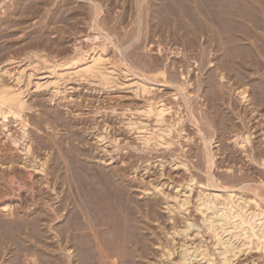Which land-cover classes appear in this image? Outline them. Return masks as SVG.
Segmentation results:
<instances>
[{"label": "rangeland", "instance_id": "1", "mask_svg": "<svg viewBox=\"0 0 264 264\" xmlns=\"http://www.w3.org/2000/svg\"><path fill=\"white\" fill-rule=\"evenodd\" d=\"M0 1H1L0 2V45H1L0 56H1V58L3 57L2 58L3 60L0 58L1 62L3 61V63H0L1 71L6 69L8 66H9L8 68H13V67H18L20 64L25 65V64H27L26 60H28L26 58L21 63H16V62L15 63H11V62L8 63L7 62L8 60L5 56L6 53H4V52H8L10 50L14 51L18 48L17 49L18 52H17V50L15 51V52H17V54L14 53L17 55V56L15 55L17 58L15 61H18V59L21 60L23 58L22 55L26 54L24 52L26 50V47H25V44H26V46L30 45L29 47L31 49L33 46H34L33 47L34 49H38V48H40V46L42 49L44 46L45 47L47 46L46 48L44 47V49H46V50H44V52H46L48 54H58L60 57L62 55L65 56L67 54L66 56H68V55H70L69 53H72L71 50L73 48L72 43H73L74 36L76 37L77 35L78 36L80 35L79 37L81 38V36L83 37L84 35H87L90 32L88 25H90V22H92V21H91V17L89 15H92V12H93L92 11L93 8H91V9L89 8L93 5V4H91L90 0H39V1L35 0L36 2H38V4H37L38 6L33 5L36 3V2L34 3V0H0ZM103 1L104 0H101V1L98 0V2H100L102 6L106 4L107 8H106V6L103 7V12L101 14V16H103V17L100 18L104 22H101V21H99V22L104 23L102 27H105V29H108V30L110 29L109 31H112L111 33L116 38V39L115 38L114 39L118 42L120 41L118 43L119 45L121 44V46H123V47L126 45L129 46L128 45L129 42L132 41L131 42L132 45H130V47L125 50L127 52H125V51L124 52H125L126 56L128 55L127 57H129V58H127V57L126 58L129 60L130 63L135 64V65L137 64L140 67L139 68L136 65L137 71L139 73L140 72L142 73V71H143L145 74L147 73L146 75H148L150 77H157L156 79L158 80L163 75L162 74V72H163L162 66L164 65V63L162 64V61H164V62L166 61L165 65L169 67L167 70V73H168V76L171 74L170 77L172 79L170 77L169 78L167 77V73L165 71L167 68L165 67L166 68L164 70L165 75L162 76L163 82H164V80H168V81L175 83L180 78H181L180 80H183L184 78L181 77V75H182L181 71L182 72L184 71L183 75L186 74L185 76L189 77V78H187L188 82L187 83L185 82L187 84V86H189V87H187L189 89L188 90L185 89L183 91V93L181 94V92L179 93V91L178 92L176 91V90H178V89H176L177 88L176 86L180 80L178 81V83H175L176 86L171 85V84L165 85L163 82H160V81H162V78H161V80L159 79V82L157 81L155 83L158 85H155V87H156V88L154 87L155 91L153 90V93L151 95H149L148 97H147L148 94L143 95V96L138 95L139 96L138 97V96H135L134 89L132 90L131 88H127L126 86H125V88L119 87L117 89L112 88V90H111V89H106V87H102L98 83H90V82L83 80V79H78V80L72 79V80H68L66 82V85L68 87L67 91L54 96L53 89L51 87L45 86V87L37 88L34 83H31L29 88L26 89L27 90L26 98H28L27 100L29 103H32V105H37V106L33 107V109L29 111V113H28L29 115L27 116V117H29V120L31 121L30 122L31 123V127H30L31 128L30 129L31 135H30V138L27 139V141H29L28 143H31V145H32V151L30 154L26 155L24 153V151L20 149V147L23 148V145H21V144H23L22 140L19 141V143L21 142V144H19V145L14 144L12 147L13 143L11 142L12 139H11L10 135H13L14 137L20 136V132H21V129H20L21 126L19 125L20 123L18 121L14 122L13 121L14 119H11L10 122L5 120L6 122H8L7 126L2 127L3 121H2V119H0V193H1L0 194V206H1L0 207V216L4 217L6 219H9V214H11V211L13 210L14 212L12 211L13 212L11 214L12 216L11 215L10 216L13 217V214H14L17 219L20 216H22L23 218L20 217L19 221L25 222L26 218H28V217L30 219L33 218L32 220H34L35 217H42L43 216L42 218H44L46 215H47L46 217H50L51 215L56 216L57 214L61 215V214L65 213L67 211V209L70 208V205H71V207L73 206L72 205L73 204L72 196L74 195L73 192L75 191V189H77V185H75L77 183H76L75 179L73 178V176H70L69 174L65 175V173L68 172V170H66L65 168L66 167L71 168L70 166H72V165H75L76 168H78L77 166H79V167L84 166L85 168L87 167L86 169H91V172L93 170V173H95V174L97 172L96 171L97 169L98 170L99 169L107 170V171L112 172L113 175L115 176L113 178L116 181L115 183L122 186V188L125 191L127 190L126 193H127L128 203H130V200H131L132 202H134L137 205L136 207L132 206L135 209V210L134 209H132V210H133V212L139 211L138 214L140 213L139 214V216H141L140 219L146 221L145 225L147 227L141 231L142 232L141 235L144 236L145 241L146 242L148 241V242L147 243L145 242L141 245H144V246L149 245V246H146V248L149 250L150 254L152 253L151 256L149 254V256H150L149 259L151 260L150 263H146V261L149 260L148 257L143 259L144 260L143 262L145 264H154L156 261L157 262L155 264H175L176 260L179 258V255H180V251H181L180 245L184 242L186 243V245L190 244L191 246L194 244H197V245L204 244V245L208 246L211 251H213L214 246H213V237H211V235H210L211 232L206 231L204 224H202V222L200 220V212L196 211V209H195V205H196L195 202L197 201L196 199L198 198L197 195H198V193H200L199 192L200 189L198 186L200 184H204V182H205V184L208 183V181H207L208 180V175H207L208 172L206 173L207 170H205V168H207L205 166H207V162H206L207 150L206 149L208 148V145H209V149L211 147V152L212 153L215 152L214 153L215 154V158H214L215 162L213 163L214 164L212 166L213 168H211V170H210L211 174H213V177L215 176V174H216L215 177H217V178L212 177L213 183L216 180V182L214 184H216L218 182V184H220V185L225 184L228 186L231 183L230 181L232 179L237 180L238 179L237 176L242 175V177H243V174H244L245 176L247 175L246 178H248V179H246V178H244L245 176L243 177L245 179V181H244L245 183L242 181L243 179L242 178L240 179V177H239V180L243 182V185L253 186L255 183L260 184V186H258L259 189L261 188L260 191H262V190L264 191V180H263L264 179V163L262 161V160H264V155L262 156V154H261L263 152V149H264V142H263L264 140L262 138V135L264 137V134H263L264 133V121L262 120V119H264V112H263L264 110H262L261 112L257 111V113H256V110H252L253 111L252 112L250 109H252L254 106L251 105L252 108L249 107L250 105H248V107H246L247 105L244 102H241V100L239 98L240 97L239 93L236 90L239 88V86H238V84L234 83V79L232 80V79H230L231 77L227 76V79H224V81L220 80V73L222 71H224V73H225L226 69L230 71L231 68L230 69L228 68V66L231 65L230 64V62H231L230 58L235 57L236 59L233 58V59H235V61L244 62V63H247L249 65V71H250V73H252V74H250L252 76H250L251 79L249 81L250 82L252 81V82H251V84H250V82H248L246 84L247 85L250 84L251 86L255 87V89H257V90H258V88L260 89V87L264 86V0H154L153 2H151L152 4L149 2L150 0H146V1L142 0V4L140 6H138L137 0H114V1L113 0H105L104 4H103ZM113 3H115L114 4L115 7H114V5H112ZM153 3H156V4H154V6H155L154 10L157 11L158 13H156L155 11L152 12L153 11L152 7H154V6H152ZM63 5H65L66 7H72L73 9L67 8L68 10L66 12L62 11L65 9V8H62ZM156 5H157V7H156ZM34 6L37 8V10H35L36 8ZM108 6L110 8L112 6L114 8V10H111L112 8L111 9L109 8L110 9V11H109ZM141 7H143V8H141ZM56 8H58V9H56ZM59 8H61V9H59ZM151 8H152V11L150 12L149 9H151ZM104 9L106 10V13H105ZM140 9H142V10H140ZM174 9H176L177 12H175ZM57 10H59V13L61 11L64 12L65 14L67 13V15L61 16L64 13L62 14V12H61V14L59 15ZM69 10H70V14H68ZM88 10H91L92 12L89 11L90 12V14H89ZM169 10H171L172 12L174 11L175 13H179V11H180V13H179L180 15L181 14L183 15L186 13H188L186 15H190L189 12L191 11L192 13H191L190 17H195V15H197V17H195V18L197 20H200V22L204 25L203 26V30L205 29L204 32L209 30L208 31L209 34L206 33L207 34L206 35L203 32V30H201L202 32L199 31V34H198L199 35L198 41H196L197 44L196 43H195L196 45L195 44L193 45L192 43L189 44L186 41V39H184V36H185L184 34H185V31H188V30L191 31L190 35L194 36L196 34L194 32L195 27L192 26L193 19H195V18H190L189 16H188V18H186L187 16L184 17L186 22L189 23V26L187 25L188 24L187 23L186 24L187 26H185L184 29L182 27H180L181 28V31H180L177 28L176 29L177 32H176V31H174L175 27L172 26V25H175L174 22H176V21L172 20L168 23V22L163 20V19H165V20L169 21V19H167V18L171 17L173 19V17L175 16V14L173 13L174 14L173 15L172 12ZM160 11H162V13ZM72 12L73 13L75 12L74 16H73ZM78 12H81L80 16H79ZM83 12H85V13H83ZM170 12H171V14H170ZM55 13H57V14H55ZM149 13H150V15H149ZM165 13L168 15H166ZM139 14H140V16H139ZM161 14H163L164 18L161 17L162 16ZM68 15H69V17H68ZM83 15H85L86 17L88 16L87 17L88 19ZM153 16L154 17L156 16V17L152 21L151 17H153ZM65 17L66 18L68 17L66 19L67 24L65 23V21H63V20H65ZM111 17H112V19L109 20ZM75 18H79V21H76L79 23H76L75 20H73ZM80 18L82 21L80 20ZM107 18H108V20H107ZM116 18L119 19V21L121 20L122 24L118 23ZM141 18L143 19V23H142V21H140ZM122 19H124V20H122ZM135 20H137V21H135ZM73 21H74V23H73ZM171 22H173V24ZM71 23H73V24H71ZM115 24H117V25L115 26ZM68 25H71V26H68ZM72 25H74V27ZM113 25L115 26L114 28L112 27ZM136 25L139 26V28ZM64 26L66 27L65 30H63L65 28ZM110 26H111V28H109ZM44 27H45V30H44ZM169 27H173V28L171 29ZM190 27H191V29H190ZM71 28H72V30H71ZM76 28L79 29L76 31L78 34H76V32L74 31V30H76ZM207 28H209V29H207ZM193 29H194V31H193ZM47 30H49V31L47 32ZM51 30H53L54 32L52 31V33L50 34ZM170 30H172V31L169 33ZM183 30H185V31H183ZM234 30H236V31H234ZM43 31H45V32H43ZM217 31H218V34H217ZM46 32L48 35L45 34ZM232 32H234L233 33L235 35L234 37L232 36ZM250 32H251V34H250ZM91 33H92V31H91ZM127 33H128V35H127ZM151 33H152V35H150ZM172 33H174V34L176 33L175 38H174V35ZM123 34H125V35H123ZM170 34L173 35V38L171 40H170V38L172 35L169 36ZM179 35L180 36L182 35L183 37H178ZM203 35H205L207 37H203ZM213 35H215V36H213ZM236 35H237V38H236ZM254 35H256V36H254ZM123 36L126 38L128 36H130V37H128L129 41L128 40L126 41V39H123L124 38ZM135 36L137 37V39ZM230 36L233 37V40H231ZM42 37H43V39H42ZM49 37H51L52 39ZM215 37H216V39L218 38V40H219L218 42L216 40V42L218 43V45L216 43L217 49L215 48V46H213V45H215V40H214ZM2 38H3V40H2ZM6 38H7V40H6ZM37 38H40L41 42L38 41ZM150 38L155 39V41L150 39ZM180 38H182V39H180ZM185 38H187V37H185ZM203 38L205 39L204 41H203ZM206 38H208V39H206ZM212 38H213V41H212ZM9 39H11L10 40L11 43H10ZM118 39H121V40H118ZM150 40H152L153 43L149 44L150 42H152ZM182 40H184L185 42ZM35 41H37V42H35ZM121 41H123V43ZM200 41H202V42H200ZM38 42H40L41 44H38ZM48 42H49V44H48ZM83 42H84L82 45L83 48L90 49L89 47H91L92 41L89 42L88 40H86V41L84 40ZM97 42H99V41L97 40ZM159 42H161V43H159ZM203 42H205V43H203ZM209 42H210V44H209ZM44 43H46V44L44 45ZM133 43L135 46L133 45ZM201 43L204 44L205 46L202 47L203 45H200ZM10 44H11V46H10ZM23 45H24V47H23ZM58 45L59 46L62 45V46H60L61 48L58 47V48H60V50H58V49L56 50V47ZM136 45H137V47H136ZM158 45H161L163 47L162 50H164V51H162V53L160 50H158V47H157ZM21 46H22V48H21ZM51 46H52V48H51ZM166 46H168V48H171V49L166 48ZM183 46H185L184 49H182ZM193 46H196V47L192 48ZM19 47L22 49V52H24V53L20 52L21 49H19ZM54 47H55V49H54ZM63 47H65V49H64L65 51H66V49L67 50L70 49V52H68V51L64 52L63 50H61V49H63ZM188 47H189V49H188ZM197 47H198V50L195 49ZM27 48H28V46H27ZM30 48H28V49H30ZM109 49L110 50H108V52H109L110 56L113 57V55L116 53V51L113 50L114 49L113 47H111V48L109 47ZM134 51L136 52L135 54H134ZM198 51L199 52L201 51V52L198 54ZM207 51H208V53H207ZM62 52H63V54H61ZM132 52H133V55H132ZM2 53L5 56V58L2 55ZM19 53H21V55H19ZM64 53H66V54H64ZM250 54H251V56H250ZM256 54H258L257 56L259 58L256 56ZM199 55H200V58H199ZM19 56L20 57L22 56L21 59L18 58ZM209 57H210V59H209ZM248 57L252 58L253 63H251L252 61L248 60ZM253 57H255L257 59L255 60V58L253 59ZM182 58H183V61H181ZM187 58H188L189 64L188 63L186 64ZM156 59L159 61H156ZM149 60L151 62H155V64L151 63ZM152 60H154V61H152ZM177 60H179V61H177ZM184 60L186 61L185 62L186 66L184 65ZM202 60H203V62H201ZM4 61H5V63H4ZM180 61L182 62V64ZM261 61H263V62H261ZM142 62H145V64ZM147 62L151 63L152 69H154V71H155L156 67L158 68V66H160L159 65L160 62H161V67L158 70L156 69L157 71H155L153 73L152 69H151V71H149L150 69H147L146 67H142V66L147 65ZM172 62H174V63L176 62L175 64L178 67L175 66ZM177 62H179V63H177ZM6 63H8V64H6ZM9 64H11V66ZM219 64H220V66H219ZM153 65H158V66H153ZM172 65L174 66V68L172 67ZM179 65H181V66H179ZM200 65H202V66H200ZM198 66L200 68L201 67L202 68L200 69ZM203 66H204V68H203ZM218 66L220 68H218ZM153 67H155V68H153ZM175 67H177V68H175ZM223 67H225L226 69ZM230 67H232V66H230ZM189 69H190V72H189ZM222 69H224V70H222ZM169 71H171L170 74H169ZM174 71L178 72V75L181 74V75H179L180 78H179V76L178 77L176 76L177 74L175 75V77H174V75H172L173 73H175ZM200 71H202V72H200ZM148 72H150V74H148ZM212 72L215 76L212 74ZM216 72H217V74H215ZM206 75H208L209 77H207ZM216 75H218V76H216ZM4 76H1V77L4 80L6 79L5 81H8L7 78L10 81V78L6 74H4ZM164 76H166L167 78L165 77V79H164ZM211 77L212 78L214 77V78L212 79ZM173 78H175V80ZM198 78L201 80L200 82H202V80L204 79L203 80L204 83L202 82L203 85L200 84V82H198L199 81ZM201 78H203V79H201ZM205 78H206V80H205ZM208 78H210V79H208ZM261 79H262V81H261ZM211 80H213L214 82H209ZM34 81H35V79H34ZM183 81H185V80H183ZM190 81L192 82V84ZM215 81H217L218 84ZM180 82H182V81H180ZM189 82H190V85L188 84ZM161 83H162V85H161ZM208 83H211V84H208ZM213 83L216 87L213 85ZM222 83H225V84H222ZM204 85L205 86L207 85L208 90H207V88L205 89V87H203ZM250 85H248V86H250ZM173 86H175V87H173ZM233 86H234V88H233ZM242 86H244V85H241V88H243ZM200 87H202V89H200ZM236 87H238V88H236ZM219 88H222V90L219 91L222 94L221 93L220 94L219 93L214 94ZM213 89H216L215 92ZM210 90L214 93H212ZM187 91H188V93H187ZM174 92H177L180 94V95H178L179 97L177 96L178 99L171 96ZM185 92H186V94H185ZM203 92L205 94H203ZM158 94H159L160 98H163L164 101H166V103H169L170 105L169 104L168 105L171 106V111L166 114V120L168 118V121L163 122V123L156 122L154 116L148 117L146 115L141 114L139 111H136V106H138L140 103L141 104L145 103L147 100L152 98V96H153L152 101H156L159 98ZM208 94H211L213 96V98L210 97L211 95L209 97H207ZM222 95L225 96L224 99H222L224 97V96L222 97ZM145 96H146V98H145ZM154 96H155V98H154ZM187 96H189V98L191 97L190 103H194V101H197V102L199 101L198 103L195 102L197 105L194 103V105H196L197 107H195L193 104H191L194 106V107L191 106V107H193L191 109L192 111L189 108H186L187 106L184 104L185 103L184 100H185V98H187ZM201 96H203V97L201 98ZM204 96L207 97V99ZM217 96H220V99H219L220 101L218 100L219 97L217 99H214ZM180 97H182V98H180ZM189 98H187V99H189ZM210 98L214 99V101H212L213 104H210L211 103ZM137 102H138V104H137ZM180 102H182L181 103L182 106H181ZM215 102H217V103L221 102V103H219V105H221L223 103L222 106L220 107L222 110L220 113L225 112L227 110L225 112L226 116H227V114L228 115L230 114L231 116H227V117L228 118L231 117L233 120H231V118H230V120H228V118H227L228 121H226L224 123L223 120H225V119H223V118H226L225 114L223 113L224 115H222V116H224V117H222L221 115H218L220 113L217 112L218 114L215 113L216 114L215 118L218 117L217 119L220 121V123H218L219 121L213 117L214 112L211 113V111H210V110H212L210 108L214 106ZM207 104L208 105L210 104V105L208 106ZM236 104L239 106H237ZM234 106H237V107L234 108ZM242 106L245 107L246 111L244 110V108ZM129 107L131 109H128ZM194 108H195V110H194ZM247 108H249V109H247ZM38 109H42V110H44L43 112H46V113L49 110L50 111L47 114L45 113L46 115L45 114L43 115L42 114L43 112L39 111ZM193 110L195 111V114L193 113ZM249 110L252 112V114H250ZM241 111L244 112L243 113L244 117L246 115V117H245L246 119L249 118L248 119V122L250 121L249 123L246 122L245 118H243V120L245 119V121H243L242 118H240V117H243V115L241 114L242 113ZM248 111H249V114H247ZM189 112H190V114L192 113L191 115L194 116V118H195V115H197L196 116L197 118L194 119L189 114ZM210 114L212 115L213 118H211L209 116ZM248 115H251L253 118L256 115V118L258 119V121H256L257 120L256 118L253 119L251 117L253 122L255 120L254 123L259 122L260 120H262L263 123H262V121L259 123H256V124L253 123L255 125L254 126L252 124V120L250 119V117ZM187 116H189V117H187ZM219 116H221L220 118L223 119L222 122H221V119H219ZM257 116H260V117H257ZM179 117H181V118H179ZM171 119H172V121H169ZM174 119L177 120V122L179 119H182V122L176 123V125H175L174 124L175 122H173V121H175ZM190 119H192V120H190ZM197 119H198V124H197ZM37 120H41L40 121L41 123H37L38 122ZM234 121L236 123L238 122L237 124H239V126L242 125V127L241 126L240 127L235 126L237 124ZM170 122L173 123V125H174L173 130H175V131H173V133H171L173 135V137L175 138L174 139L172 137L174 143L171 146H165V145H163V146L158 145L157 147L156 146L154 147L153 145L152 146L149 145L148 147L145 146L146 144H143L142 141L137 138L138 134H137L136 125H132V123H136L137 125L139 124L140 126H144V127L146 126V128H148L150 130L155 129L159 126H162L163 128L166 129L167 125L169 126L172 124V123L170 124ZM190 122H192V123L194 122L193 124H195V125H193ZM215 122H216V125L218 127L215 126V124H214ZM230 122L232 124H234V123L235 124L230 126L231 125ZM221 123L223 124V127H224V124H227V125L230 124V125H228V127L230 126L229 130L226 127L221 128L220 127V125L222 126ZM243 123L246 124L245 127H244ZM260 123H262V125H260ZM37 124H40V125H37ZM198 125H200V126H198ZM227 125H225V126H227ZM233 126L236 127V129H234ZM247 126L249 127V129L251 128L250 129L251 132L247 131V130H249ZM261 126L263 129L261 128ZM199 127H201L200 129L202 130V132H199V130H198ZM219 127L222 129V131ZM252 127H254V128H252ZM182 128H183V131H181ZM217 128H219V129L217 130ZM230 129L231 130H237V131H235L236 134H237V132H240V133H238V135L240 134L239 136H241L243 133H244L243 135H247V134L250 135V133H251L250 143L249 142L245 143V146L247 147L246 149H248V150L244 149L245 146L242 147L240 144H238L236 142L237 141L236 139L232 140L233 138H235L232 136H234L236 134H235V132H232ZM238 129H239V131H238ZM204 131L208 135H206L204 133ZM223 131L224 132L227 131V133L226 132L224 133ZM229 131H231V132H229ZM197 132L200 134H198ZM254 132H255V134H254ZM183 134H186V135H183ZM204 134L206 136H208L207 137L208 139L211 137V140H210L211 142L209 141L210 144L208 142H207V144H205V142L203 141L204 138L202 139V136H204ZM259 134H260V136H259ZM102 136H103V138H102ZM184 136H186V137H184ZM187 136L189 137V139H187ZM256 136H257V138L255 139ZM168 137H170V136H168ZM252 137H254L253 140H252ZM261 138L263 141H261L262 143L260 144L259 142H260ZM212 139L215 141L217 140V141L214 142ZM257 139L259 142H257ZM254 140H255V142H254ZM234 141L236 143H234ZM251 142H253V143H251ZM247 143H248V146H247ZM255 143H256V145L258 144L257 147L259 146L261 149L263 148L259 154H255V151L257 153L258 149H255L254 146H252ZM256 145H255V147H256ZM250 146H252V147H250ZM225 147L227 148V150L225 149ZM240 148H241V150L244 149L243 150L244 153H243V151L240 150ZM183 149L186 151H184ZM250 149H253V150H250ZM246 151H247V153H246ZM249 151H252V152H249ZM253 152H254V155H253ZM249 153H251L249 155V157L248 156L246 157V154L248 155ZM5 154H7V155H5ZM183 154H185V155H183ZM234 154H235L236 158H235ZM263 154H264V152H263ZM229 155H230V157H229ZM251 155H252V157H251ZM175 156H177V157H175ZM233 156H234V159H233ZM255 156H257V159L261 156L260 157L261 159L259 158L257 160ZM70 157H71V159H70ZM205 157H206V159H205ZM225 157H226V159H225ZM228 157L229 158L232 157V158L229 159ZM173 158L175 160H173ZM250 158H252L253 164L250 162V161H252V160H250ZM176 160L179 161L177 163L178 165H176V162H177ZM259 160H261V161H259ZM247 161H249V163L253 166L252 168H250L251 165L248 164ZM45 162L47 163L46 164L47 167L43 166V165H45ZM171 162H172V164H171ZM180 162L186 163L188 165V169L185 168L182 164H180ZM258 162H261V163L258 164ZM50 165H51V167H50ZM63 165H66V166L64 167ZM247 165H249V166H247ZM61 166L64 168H61ZM27 167L29 170L27 169ZM41 167H43L44 169L41 170L42 169ZM247 167L249 168V170ZM63 169H65V171ZM27 170L29 172H27ZM62 170L64 171V175H62L63 176V178L61 180L62 183H60L59 179H61V177H62L60 175L61 173L63 174ZM213 170L215 173H213ZM49 171H51V172H49ZM60 171H62V172H60ZM94 171H96V172H94ZM248 172L251 175L247 174ZM252 172H253V174H252ZM10 173H12L13 175L15 174V175L9 176V175H11ZM30 173H32V174H30ZM51 173L52 174L56 173V174H54L55 176H53ZM118 173H119V176L116 175ZM7 174L9 177L7 176ZM226 174H228V175L225 176ZM230 174L233 175L232 178H229L231 176ZM28 175H30V176H28ZM56 175H58V176H56ZM253 175H254V177L252 178L251 176H253ZM68 176H70V179H68L69 178ZM116 176H117V178H116ZM189 176L190 177L192 176L195 179L193 182L195 184L198 183V185H197V187H196V185L193 186V189L190 193V205H189V208L186 209L185 207L183 208L180 205V203L178 202L179 200H176L175 197H176V194H179V197L182 196V198H183L184 191L182 189H187L186 188V187H188L187 184H189V183L191 184V181H189V179H190ZM223 176H225V177L222 178ZM14 177L17 178L14 182L15 184H16V182L18 184L22 180H23L22 182H24V183L22 184V182H20L21 185L18 184L17 186H15V184L12 183L14 181ZM29 177H31V178H29ZM54 177L58 178L57 181H56V178L54 179L55 184H53L54 183L53 182ZM64 177L67 179H64ZM71 177L73 179H71ZM234 177H237V178H234ZM7 178H10V180L13 179L11 181V184H10L9 179L7 180ZM49 178L52 181L51 183H49V181H50ZM206 178H207V180H206ZM226 178L230 179L229 184H226L227 183L225 181ZM221 179L222 180L225 179L224 180L225 183L224 182L222 183ZM253 179L255 181H253ZM256 179H259L261 181L256 180ZM236 180H234V182ZM64 181H65V183H64ZM71 181L73 182V184L74 183L75 184L73 185ZM251 181H252V183H251ZM257 181H259L260 183ZM56 182H57L58 186H56ZM68 182H69L71 187L73 186L72 188H69L70 186H69V184H67ZM193 182H192V185H194ZM234 182H233V184H235L236 186L241 184L239 181L238 182L236 181L237 183H234ZM25 184H26V186H25ZM64 184H65V187H63ZM256 184L254 185L255 187H256ZM19 185H20V187L22 186L23 189H22V187L18 188ZM53 185H55V186H53ZM230 185H232V183ZM66 186H67V188H66ZM14 187H16V188H14ZM12 188L15 190H13ZM60 188L61 189L66 188V190L68 189L67 190L68 193L70 192L69 193L70 200H69L68 193L65 192V189H63L64 190L63 191ZM69 189L72 190V192L69 191ZM59 190L65 192L67 194L64 193V195H65L64 196L62 194L63 192L59 193ZM4 191H5V193H4ZM233 191L234 190H232V192ZM235 191H239V189H235ZM6 192L8 194H6ZM36 192H37V194H36ZM240 192L241 191H239L237 193H240ZM3 194H5V195H3ZM263 194H264V192H263ZM249 195L252 196L253 193L250 192ZM4 196H6V197H4ZM62 196H64V197L62 198ZM65 199H66V201H68V202H66L67 204L60 202V201L65 202ZM69 201H71L72 204H70ZM4 204L5 205H11V207H12L11 210L8 211L9 213L6 212L8 214V216H6L7 215L6 213L4 215L5 211L2 210V207L4 206ZM53 204H55V206ZM61 204L62 205L64 204L65 206L64 205L62 206ZM151 204L154 206L152 207ZM149 205L151 206V207H149L150 209L155 208L154 211L156 212L157 215H155L154 211L152 212L151 210L148 209ZM170 207H174L173 211L170 210L171 209ZM177 208H179V209H177ZM174 210H176V211H174ZM178 210H180L179 212H181V213H179ZM150 211H151V214H150ZM55 212H57V213H55ZM147 212L150 215H146ZM53 213H55V214H53ZM58 215H57V217H58ZM170 215L171 216L173 215V217H175V215H176L177 218L172 219L173 217L171 218ZM155 216H156V219H157V216H159L158 217L159 220L158 219L156 220ZM15 217L13 219H15ZM24 217H26V218H24ZM51 217H53V216H51ZM145 217H147V219ZM29 218H28V220H30ZM56 219H54V222H51V223H49V221L43 220L44 222L41 223L42 226H40V227H41V230L44 231V232L42 231V235H43L42 240H44V241H38V243H40L38 246H37L38 243L33 244V242H35V241L32 242L30 237H28L29 236L28 234H30V233H28V234L27 233H19V234H17V237H13L15 239L13 242L7 241V244L0 245V264H58L59 263L58 261L60 260V258L62 259L64 257V255L62 254L63 251L61 252L58 249L59 246L57 244L59 243L58 242L59 237H58V234L56 233V230H51L49 227L52 223H53L52 228H54L56 225H58L57 224L58 222ZM32 220H30V221H32ZM45 222H46V224H45ZM188 222L193 223L194 226L189 231V233H188L189 235L185 236L184 234H181V232L179 233L178 229L182 230L185 223H188ZM43 223H44V225H43ZM23 226L25 227L24 223H23ZM30 226H32V225H29V227H26V228L28 229V231H30V232L32 231L34 233L33 229L29 230ZM56 227H58V226H56ZM26 228H24V230H26ZM32 232H31V234L33 235ZM143 232H144V234H143ZM174 232H175V234H174ZM21 234H23L26 238L23 235H22L23 236L22 237ZM26 235H28V236H26ZM174 236H176L175 237L176 239H174ZM55 237H58V239ZM19 238H20V241H19ZM146 238H148V240ZM23 239H25V240H23ZM45 239H46V242H45ZM29 240H30V242H29ZM48 241H49V243L51 242L52 244L51 243L49 244ZM31 243L35 246H32ZM51 245H53L54 247ZM120 245L122 246L121 248L119 247ZM120 245L117 244L115 249L113 248L111 250H113L115 253L120 255V251L122 253H123V251L125 252V248H124L125 245L124 244L122 245L121 243H120ZM166 245H168L169 248L171 247L170 248L171 250L172 249L175 250V251L172 250L173 251L172 253H174V252L175 253L172 254L170 258L169 257L166 258V261H165V260H163V256H161V255H164V254H165V256L167 255L166 254L167 250L165 248ZM117 249H118V251H117ZM164 250H166V253ZM105 252H106V256H103V253H102L101 259H104V261L107 264H116L117 262L115 260L118 259V257H117L118 255L117 254L112 255V253H109V251H105ZM259 252L260 253H258L256 251L248 252V253H244V254L242 253L240 256H237L236 260L235 259L232 260L233 262H231V263H221L220 260H217L218 257H215L218 255H215L214 256L215 257V261H214L215 263L214 264H264V252L261 250ZM258 254H260V256ZM154 256H155V258H154ZM29 257H32L33 259L36 258L35 260L37 263H34L32 258H29ZM56 258H58V260H56ZM63 259H66V258L64 257ZM63 259H62V262L63 261L65 262V260H63ZM201 263H202V261L200 259H195L192 262V264H201Z\"/></svg>", "mask_w": 264, "mask_h": 264}, {"label": "bare ground", "instance_id": "2", "mask_svg": "<svg viewBox=\"0 0 264 264\" xmlns=\"http://www.w3.org/2000/svg\"><path fill=\"white\" fill-rule=\"evenodd\" d=\"M37 1H39V0H37ZM101 1V0H100ZM105 1V0H104ZM103 1V4L105 3ZM114 1V0H113ZM138 1V6H140L141 4H142V0H137ZM146 1V0H145ZM144 1V2H145ZM154 0H150L149 2L151 3V2H153ZM1 2V1H0ZM36 1L34 0V3H35ZM90 2H91V4H93L91 7H89L90 9L91 8H93L92 9V11L91 10H88V12L89 11H91L92 12V15H89L90 14V12H89V16L91 17V21L92 22H90V25H88L89 26V30H90V32L87 34V35H84L83 37L81 36V38L78 36H74V39H73V43H72V45H73V48H72V50H71V52L72 53H69L70 55H68V56H66L67 54L66 53H64V54H66L65 56H59L58 54H48V53H46V52H44V50H46V49H44V47L41 49V46H40V48H38V49H34L32 46V49L29 47L30 45H27L28 46V48H30V49H28L27 48V46H26V44H25V47H26V50L24 51L26 54H23L22 56H23V58L21 59V57L19 56L18 58H20L21 60H19L18 59V61H15L17 58H16V54H17V52H18V48L16 49L17 50V52H15L16 50H10V51H8V52H4V53H6V58H7V62L9 63V62H11V63H21L22 61H24L26 58L28 59V60H26L27 61V64H25V65H23V64H20L18 67H13V68H6V69H4V70H2L1 71V69H0V119H2V121H3V123H2V127H6L7 126V123L8 122H10L11 121V119H14L13 121L15 122V121H18L20 124V129H21V132H20V136L18 137V136H16V137H14L13 135H10V137H11V139H12V147H13V145L15 144V145H19V144H21V142L19 143V141L20 140H22V143L23 144H21V145H23V148L22 147H20V149L21 150H23L24 151V153L27 155V154H30L31 153V151H32V145H31V143H28L29 141H27V139L28 138H30V127H31V121L29 120V117H27L29 114V111L30 110H32L33 109V107H36L37 105H32V103H29L28 102V98H26V93H27V90L26 89H28L29 88V86H30V84L31 83H34L35 84V86L37 87V88H41V87H45V86H47V87H51L52 89H53V93H54V96L55 95H58V94H61V93H63V92H65V91H67L68 90V87H67V85H66V82L68 81V80H72V79H75V80H78V79H83V80H86V81H88V82H90V83H98V84H100L102 87H106V89H111L112 90V88H121V87H123V88H125V86L127 87V88H131L132 90L134 89V94H135V96H140V95H147V97L149 96V95H151L152 93H153V90H154V87H155V85H158V84H155L157 81L159 82V79L161 80V78H162V81H160V82H163V75H165V71H166V73H167V70H168V66H166L165 65V62L164 61H162V64L164 63V67L162 66V70H163V72H162V76H161V78H159L158 80L156 79L157 77H150V76H148V75H146L143 71H142V73L140 72H138L137 71V67H136V65L135 64H132V63H130L129 62V60L127 59V58H129V57H127L126 56V54H125V52H127V51H125L127 48H129L130 47V45H132L131 44V42H129V46H121V44L119 45L118 43L120 42H118V41H116L115 39V37L113 36V34L111 33L112 31H109L108 29H105V27H102L103 26V24L104 23H101V22H104V21H102L100 18L101 17H103V16H101V14H102V12H103V7L104 6H106V4L105 5H101V3L100 2H98V0H90ZM107 2V1H106ZM148 2V1H147ZM20 4V3H19ZM38 4V2H36L35 4H33V5H36V6H38L37 5ZM62 4V3H61ZM90 4V3H89ZM111 4V3H110ZM109 4V5H110ZM115 3H113L112 5H114ZM117 4V3H116ZM149 4V3H148ZM152 4V3H151ZM150 4V5H151ZM154 4H156V3H153V5L152 6H154ZM32 5V6H33ZM158 5V4H157ZM157 5H156V7H157ZM29 6V5H28ZM59 6V5H58ZM137 6V5H136ZM19 7V6H18ZM35 7V6H34ZM114 7H115V5H114ZM36 8V7H35ZM62 8H65L64 10H62V11H67L68 9L67 8H71V9H73L72 7H66L65 5H63V7ZM106 8H107V6H106ZM105 8V9H106ZM110 7L108 6V9H109ZM112 8V9H111ZM111 10H114V8L111 6ZM141 8H143V7H141ZM149 8V7H148ZM152 8H153V11H152ZM151 9H149L150 10V12L152 11V12H154L155 10V6L154 7H152ZM204 8V7H203ZM56 9H58V8H56ZM59 9H61V8H59ZM104 9V10H105ZM110 9H109V11H110ZM126 9V8H125ZM35 10H37V8L35 9ZM55 10V9H54ZM53 10V11H54ZM140 10H142V9H140ZM139 10V11H140ZM173 10V9H172ZM175 10V12H177L176 11V9H174ZM58 11V13H59V10H57ZM61 11V12H62ZM76 11V10H75ZM144 11V10H143ZM169 11H171V10H169ZM179 11V10H178ZM61 12L59 13V15L61 14ZM108 12V11H107ZM112 12V11H111ZM156 13H158L157 11H155ZM161 13H162V11H160ZM172 12V11H171ZM171 12H170V14H171ZM174 11L172 12V14L174 13L175 14V16L173 17V19L171 18V17H169V18H167V19H169V21H167V20H165V19H163L164 18V16H163V14H161L162 16L161 17H163L162 19L164 20V21H166V22H170V21H176V22H174L175 23V25H172L173 24V22H171L172 24V26H174L175 27V30L174 31H176V29L178 28V30H180L181 31V28L180 27H182L183 29L185 28V26H189V23L188 22H186V20H185V18L184 17H186V18H188V16L190 17L191 16V11L189 12L190 13V15H186V14H188V13H186V14H179L180 13V11H179V13H175ZM64 12H62V14H63ZM75 13V12H74ZM74 13L72 12V14H73V16H74ZM81 12H78V14H79V16L81 15L80 14ZM83 13H85V12H83ZM105 13H106V10H105ZM104 13V14H105ZM137 13V12H136ZM260 13V12H259ZM55 14H57V13H55ZM54 14V15H55ZM68 14H70V10L68 11ZM86 14V15H87ZM108 14V13H107ZM124 14V13H123ZM141 14V13H140ZM140 14H139V16H140ZM155 14V13H154ZM153 14V15H154ZM166 14V13H165ZM164 14V15H165ZM169 14V15H170ZM173 14V15H174ZM67 15V13L65 14H63V15H61V16H66ZM142 15V14H141ZM149 15H150V13H149ZM152 15V14H151ZM156 15V14H155ZM166 15H168V14H166ZM165 15V16H166ZM195 15V14H194ZM193 15V16H194ZM57 16V15H56ZM60 16V17H61ZM72 16V15H71ZM78 16V17H79ZM83 16H85V15H83ZM112 16V15H111ZM121 16V15H120ZM124 16V15H123ZM122 16V17H123ZM138 16V15H137ZM136 16V17H137ZM138 16V17H139ZM53 17V16H52ZM68 17H69V15H68ZM67 17V18H68ZM76 17V16H75ZM86 17V16H85ZM88 17V16H87ZM86 17V18H87ZM121 17V18H122ZM137 17V18H138ZM156 17V16H155ZM154 16L153 17H151V20L153 21L154 20V18H155ZM195 17H197V15H195ZM195 17H190V18H195ZM66 17H65V20H63V21H65V23L67 22L66 21V19H67ZM71 18V17H70ZM119 18V17H118ZM143 18V17H142ZM141 18V20L140 21H142V23H143V19ZM64 19V18H63ZM77 19V20H76ZM85 19V18H84ZM88 19V18H87ZM112 19V17L109 19V20H111ZM126 19V18H125ZM199 19V18H198ZM69 20V19H68ZM73 20H75V22L76 21H79V18H75V19H73ZM80 20H81V18H80ZM107 20H108V18H107ZM116 20L118 21V23H121V20L119 21V19H117L116 18ZM122 20H124V19H122ZM190 20V19H189ZM203 20V19H202ZM82 21V20H81ZM99 21H101V22H99ZM114 21V20H113ZM116 21V22H117ZM135 21H137V20H135ZM73 23H74V21H73ZM73 23H71V24H73ZM76 23H79V22H76ZM75 23V24H76ZM82 23V22H81ZM140 23V22H139ZM188 23V24H187ZM206 23V22H205ZM204 23V24H205ZM67 24V23H66ZM122 24V23H121ZM187 24V25H186ZM80 25V24H79ZM117 24H115V26H116ZM120 25V24H119ZM141 25V24H140ZM206 25V24H205ZM68 26H71V25H68ZM73 27H74V25H72ZM114 25L112 26L113 28L115 27ZM137 26V25H136ZM170 26V25H169ZM192 26L193 27H195V31H194V29H193V31L196 33L194 36L193 35H190V30H188V31H185V30H183V31H185V36H184V39H186V41L189 43V44H195L196 43V41H198V34H199V31L200 32H202L201 30H203V24L200 22V20H197L196 18L195 19H193V23H192ZM65 27V26H64ZM138 28H139V26H137ZM206 27V26H205ZM79 28V27H78ZM109 28H111V26L109 27ZM112 28V29H113ZM169 28H173V27H169ZM180 28V29H179ZM189 28V27H188ZM187 28V29H188ZM60 29V28H59ZM66 29V27L63 29V30H65ZM111 29V30H112ZM190 29H191V27H190ZM207 29H209V28H207ZM236 29V28H235ZM44 30H45V27H44ZM62 30V29H61ZM71 30H72V28H71ZM77 30H79V29H77L76 28V30H74L75 32L77 31ZM138 30V29H137ZM205 30V29H204ZM204 30H203V32H204ZM213 30V29H212ZM233 30V29H232ZM49 30H47V32H48ZM52 31L53 30H51V32H50V34L52 33ZM70 31V30H69ZM91 31H92V33H91ZM172 30H170L169 31V33L171 32ZM179 31V32H180ZM209 30H207L206 32H204L205 34L206 33H208L209 34V32H208ZM216 31V30H215ZM234 31H236V30H234ZM43 32H45V31H43ZM47 32L45 33V34H47ZM54 32V31H53ZM74 32V33H75ZM79 32V31H78ZM133 32V31H132ZM151 32V31H150ZM155 32V31H154ZM177 32V31H176ZM70 33V32H69ZM68 33V34H69ZM126 33V32H125ZM156 33V32H155ZM183 33V32H182ZM216 33V32H215ZM234 32H232V36L234 37L235 35L233 34ZM76 34H78L77 32H76ZM120 34V33H119ZM173 35H174V38L176 37V33L174 34V33H172ZM172 34H170L169 36H171ZM217 34H218V31H217ZM216 34V35H217ZM236 34V33H235ZM249 34V33H248ZM250 34H251V32H250ZM48 35V34H47ZM123 35H125V34H123ZM127 35H128V33H127ZM150 35H152V33L150 34ZM173 35L171 36V38H170V40L173 38ZM178 35V34H177ZM207 35V34H206ZM154 36V35H153ZM193 36V37H192ZM213 36H215V35H213ZM212 36V37H213ZM254 36H256V35H254ZM3 37V36H2ZM37 37V36H36ZM62 37V36H61ZM124 37V36H123ZM128 37H130V36H128ZM126 38V37H124L123 39H126V41L129 39V38ZM136 37V36H135ZM178 37H183L182 35L180 36H178ZM185 37H187V38H185ZM203 37H207V36H205V35H203ZM211 37V36H210ZM209 37V38H210ZM231 37V36H230ZM233 37H231V40H233ZM41 38V37H40ZM40 38H37L38 39V41H40ZM49 38H51V37H49ZM63 38V37H62ZM115 38V39H114ZM195 38V39H194ZM236 38H237V35H236ZM23 39V38H22ZM42 39H43V37H42ZM52 39V38H51ZM50 39V40H51ZM136 39H137V37H136ZM150 39H152V40H154L155 41V39H153V38H150ZM179 39V38H178ZM180 39H182V38H180ZM206 39H208V38H206ZM252 39V38H251ZM2 40H3V38H2ZM6 40H7V38H6ZM11 39H9V41H10ZM48 40V39H47ZM61 40V39H60ZM86 41V40H88L89 42L90 41H92V44H91V47H89L90 49H85V48H83V41ZM97 40L99 41V42H97ZM118 40H121V39H118ZM152 40H150V41H152ZM205 39L203 38V41H204ZM215 45H213V46H215V48L217 47L216 46V43L219 41L218 40V38L216 39V37H215ZM216 40H217V42H216ZM129 41V40H128ZM149 41V42H150ZM175 41V40H174ZM182 41H184V40H182ZM212 41H213V38H212ZM35 42H37V41H35ZM41 42V41H40ZM40 42H38V44H41ZM53 42V41H52ZM63 42V41H62ZM122 43H123V41H121ZM134 42V41H133ZM176 42V41H175ZM174 42V43H175ZM185 42V41H184ZM200 42H202V41H200ZM211 42V41H210ZM210 42H209V44H210ZM10 43H11V41H10ZM51 43V42H50ZM56 43V42H55ZM151 43H153V41L152 42H150L149 44H151ZM159 43H161V42H159ZM203 43H205V42H203ZM46 43H44V45H45ZM48 44H49V42H48ZM185 44V43H184ZM188 44V45H189ZM197 44V43H196ZM195 44V45H196ZM212 44V43H211ZM5 45V44H4ZM13 45V44H12ZM133 45H134V43H133ZM157 45V44H156ZM200 45H203L202 47H204L205 45L204 44H200ZM217 45H218V43H217ZM10 46H11V44H10ZM37 46V45H36ZM53 46V45H52ZM52 46H51V48H52ZM60 46H62V45H60ZM59 45L56 47V50L58 49V50H60V47ZM135 46V45H134ZM150 46V45H149ZM179 46V45H178ZM211 46V45H210ZM7 47V46H6ZM23 47H24V45H23ZM47 47V46H46ZM45 47V48H46ZM58 47H60V48H58ZM109 47L111 48V47H113L114 49L113 50H115L116 51V53L113 55V57L112 56H110V54H109V52H108V50H110L109 49ZM136 47H137V45H136ZM158 47V50H160L161 51V53H162V51H164V50H162V46L161 45H158L157 46ZM184 47L185 46H183V48L182 49H184ZM194 47H196V46H193L192 48H194ZM0 48H1V45H0ZM21 48H22V46H21ZM20 47H19V49H21ZM37 48V47H36ZM166 48H168V46H166ZM187 48V47H186ZM191 48V49H192ZM207 48V47H206ZM25 49V48H24ZM23 49V50H24ZM54 49H55V47H54ZM65 49V47H63V49H61V50H63L64 52H66V51H68V52H70V49H66V51L64 50ZM168 49H171V48H168ZM188 49H189V47H188ZM195 49H197L198 50V47L197 48H195ZM201 49V48H200ZM208 49V48H207ZM213 49V48H212ZM217 49V48H216ZM215 50V49H214ZM252 50V49H251ZM125 51V52H124ZM159 51V52H160ZM254 51V50H253ZM0 52H1V50H0ZM3 52V51H2ZM21 53H24V52H22V49H21V51H20ZM48 52V51H47ZM61 52V51H60ZM201 52V51H200ZM199 51H198V54L200 53ZM14 53H16V54H14ZM21 53H19V55H21ZM136 52L134 51V54H135ZM204 53V52H203ZM207 53H208V51H207ZM61 54H63V52L61 53ZM112 54V53H111ZM125 54V55H124ZM128 54V53H127ZM202 54V53H201ZM2 55H3V53H2ZM16 55V56H15ZM132 55H133V52H132ZM205 55V54H204ZM203 55V56H204ZM258 54H256V56H257ZM4 56V55H3ZM5 56H4V58H5ZM130 56V55H129ZM206 56V55H205ZM204 56V57H205ZM250 56H251V54H250ZM255 56V55H254ZM127 57V58H126ZM258 57V56H257ZM0 58H1V56H0ZM3 58V57H2ZM1 58V59H2ZM131 58V57H130ZM140 58V57H139ZM168 58V57H167ZM170 58V57H169ZM186 58V57H185ZM199 58H200V55H199ZM203 58V57H202ZM233 58H235V57H233ZM233 58H230L231 59V62H230V66H232V67H230V66H228V68L230 69V71L229 70H227L225 67H223V68H225L226 69V72L224 73V71H222L221 73H220V80H222V81H224V79H227V76H229V77H231L230 79H234V83H236V84H238V86H239V88L238 87H236V88H238V89H236L237 90V92L239 93V98H240V100H241V102H244L247 106L246 107H248V105H250L249 107H251L252 108V106H254L252 109H250L251 111L252 110H256V113H257V111L258 112H261L262 110H264V86H262V87H260V89L258 88V90L257 89H255V87H253V86H251L250 84H251V82L249 81L250 79H251V77L250 76H252V75H250V74H252V73H250V71H249V65L247 64V63H244V62H237V61H235V59H233ZM255 57H253V59H254ZM259 58V57H258ZM171 59V58H170ZM206 59V58H205ZM208 59V58H207ZM209 59H210V57H209ZM242 59V58H241ZM247 59V58H246ZM257 58H255V60H256ZM3 60V59H2ZM6 60V59H5ZM138 60V59H137ZM204 60V59H203ZM203 60L201 61V62H203ZM248 60L249 61H252V58L250 57H248ZM134 61V60H133ZM132 61V62H133ZM142 61V60H141ZM144 61V60H143ZM150 61V60H149ZM152 61H154V60H152ZM156 61H159V60H157L156 59ZM177 61H179V60H177ZM181 61H183V58L181 59ZM180 61V62H181ZM211 61V60H210ZM230 61V60H229ZM228 61V62H229ZM243 61V60H242ZM151 62V61H150ZM147 62V65H145V66H142V67H146L147 69H150L149 71H151V69H152V65H151V63H153V64H155V62ZM169 62V61H168ZM171 62V61H170ZM185 60H184V65H185ZM199 62V61H198ZM209 62V61H208ZM260 62V61H259ZM261 62H263V61H261ZM0 63H3V61L1 62V60H0ZM4 63H5V61H4ZM8 63H6V64H8ZM136 63V62H135ZM138 63V62H137ZM142 63H144L145 64V62H142ZM175 66H177L174 62H172ZM177 63H179V62H177ZM188 63V58H187V62H186V64ZM206 63V62H205ZM218 63V62H217ZM249 63V62H248ZM251 63H253V61L251 62ZM140 64V63H139ZM181 64H182V62H181ZM189 64V63H188ZM204 64V63H203ZM202 64V65H203ZM262 64V63H261ZM10 66H11V64H9ZM160 66H158V65H153V66H158V68L156 67H153V68H155V71H157L160 67H161V62H160V64H159ZM202 65H200V66H202ZM206 65V64H205ZM251 65V64H250ZM13 66V65H12ZM138 66V65H137ZM179 66H181V65H179ZM186 66V65H185ZM189 66V65H188ZM187 66V67H188ZM217 66V65H216ZM219 66H220V64H219ZM218 66V68H220ZM139 67V66H138ZM167 69H166V68ZM172 67L174 68V66L172 65ZM178 67V66H177ZM177 67H175V68H177ZM199 67V66H198ZM140 68V67H139ZM200 68V67H199ZM202 68V67H201ZM200 68V69H201ZM203 68H204V66H203ZM157 69V70H156ZM166 69V70H165ZM172 69V68H171ZM182 69V68H181ZM187 69V68H186ZM185 69V70H186ZM191 69V68H190ZM190 69H189V72H190ZM144 70V69H143ZM153 70V73L155 72L154 71V69H152ZM165 70V71H164ZM170 70V69H169ZM174 70V69H173ZM184 70V69H183ZM203 70V69H202ZM222 70H224V69H222ZM177 71V70H176ZM176 71H174L175 73H173L172 75H174V77H175V75L178 77L179 75H183L184 73V71L182 72L181 71V74H179L178 75V72H176ZM170 72L171 71H169V74H170ZM180 72V71H179ZM186 72V71H185ZM200 72H202V71H200ZM234 72V73H233ZM256 72V71H255ZM152 73V74H153ZM4 74H6L9 78H10V81H9V79L7 78V80L8 81H5L1 76H4ZM148 74H150V72H148ZM157 74V73H156ZM200 74V73H199ZM205 74V73H204ZM212 74H213V72H212ZM215 74H217V72L215 73ZM258 74V73H257ZM154 75V74H153ZM171 75V74H170ZM170 75L168 76V73H167V77L169 78L170 77ZM181 75V77H183L182 79L183 80H185V81H183V80H180L181 78H180V76H179V80L180 81H182V82H180L178 79V81H179V83H178V81L177 82H175V83H178L177 84V86L175 85V83L174 82H171V81H168V80H164V84L166 85V84H171V85H175L177 88L176 89H178V90H176L177 92L179 91V93L181 92V94L183 93V91L185 90V89H189V88H187V87H189V86H187V82H188V79L187 78H189L188 76H185V75H183L182 76ZM203 75V74H202ZM214 75V74H213ZM196 76V75H195ZM207 77H209L208 75H206ZM205 76V77H206ZM215 76V75H214ZM216 76H218V75H216ZM5 77V76H4ZM165 77L166 76H164V79H165ZM166 77V78H167ZM173 77V76H172ZM261 77V76H260ZM2 78V79H1ZM171 78V77H170ZM191 78V77H190ZM212 78V77H211ZM214 78V77H213ZM212 78V79H213ZM253 78V77H252ZM256 78V77H255ZM34 79H35V81H34ZM172 79V78H171ZM174 80H175V78H173ZM192 79V78H191ZM199 79V78H198ZM197 79V80H198ZM201 79H203V78H201ZM208 79H210V78H208ZM170 80V79H169ZM204 80V79H203ZM203 80H202V82H203ZM205 80H206V78H205ZM201 80L199 79V81L198 82H200ZM219 81V80H218ZM261 81H262V79H261ZM186 82V83H185ZM191 82V81H190ZM190 82L188 83L189 85H190ZM202 82H200V84H202ZM209 82H214L213 80H211V81H209ZM217 84H218V82L217 81H215ZM248 82H250V84H248V85H250V86H248L246 83H248ZM204 83V82H203ZM221 83V82H220ZM219 83V84H220ZM227 83V82H226ZM256 83V82H255ZM262 83V82H261ZM191 84H192V82H191ZM208 84H211V83H208ZM222 84H225V83H222ZM161 85H162V83H161ZM199 85V84H198ZM203 85V84H202ZM201 85V86H202ZM213 85H214V83H213ZM221 85V84H220ZM233 85V84H232ZM241 85H244V86H242L243 88H241ZM257 85V84H256ZM175 86H173V87H175ZM215 86V85H214ZM228 86V85H227ZM236 86V85H235ZM191 87V86H190ZM203 87H205V89L207 88V85L205 86H203ZM209 87V86H208ZM216 87V86H215ZM156 88V87H155ZM233 88H234V86H233ZM199 89V88H198ZM200 89H202V87H200ZM199 89V90H200ZM204 89V88H203ZM217 89V88H216ZM216 89H213L214 90V92H215V90ZM158 90V89H157ZM156 90V91H157ZM207 90H208V88H207ZM222 90V88H219L215 93L214 92H212L211 90V92L212 93H214V94H217V93H221V92H219V91H221ZM239 90V91H238ZM155 91V90H154ZM172 91V90H171ZM209 91V92H210ZM226 91V90H225ZM173 92V91H172ZM177 92H174L171 96H173L174 98H177V96L178 95H180L179 93H177ZM196 92V91H195ZM228 92V91H227ZM157 93V92H156ZM187 93H188V91H187ZM211 93V94H212ZM185 94H186V92H185ZM203 94H205L204 92H203ZM211 94H208L207 95V97H209ZM222 94V93H221ZM190 95V94H189ZM138 96V97H139ZM158 96H159V94H158ZM163 96V95H162ZM183 96V95H182ZM191 96V95H190ZM224 95H222V97H223ZM172 97V98H173ZM179 97V96H178ZM186 97V96H185ZM203 96H201V98H202ZM205 97V96H204ZM207 97H205L206 99H207ZM211 98H213V96L211 95L210 96ZM219 97V98H218ZM221 97V98H222ZM145 98H146V96H145ZM150 98V97H149ZM152 98H153V96H152ZM152 98H150L149 100H147L145 103H143V104H139L138 106H136V111H139L141 114H143V115H146V116H148V117H150V116H154L155 117V121L156 122H159V123H163V122H166V121H168V118H167V120H166V114L167 113H169L170 111H171V106H169L170 104L169 103H166V101H164V99L163 98H160V96H159V98L156 100V101H152ZM154 98H155V96H154ZM180 98H182V97H180ZM184 98V97H183ZM187 98H189V96H187ZM187 98H185V105L187 106L186 108H189L190 110L195 106V107H197L196 105V103L195 102H197V101H194V103L196 104V105H194V103H190V98L189 99H187ZM210 98V99H211ZM218 98V100L220 99V96H217V97H215L214 99H217ZM225 98V96L222 98V99H224ZM178 99V98H177ZM214 99H211V103L210 104H213V102L212 101H214ZM146 100V99H145ZM174 100V99H173ZM58 101V100H57ZM193 101V100H192ZM220 101V100H219ZM199 102V101H198ZM197 102V103H198ZM182 102H180V104H181ZM219 103H221V102H215L214 103V106L213 107H209L210 109H212V110H210L211 111V113L212 112H214V118H215V115L216 114H218L217 112H221L222 110H221V106H222V104L221 105H219ZM243 103V104H244ZM137 104H138V102H137ZM169 104V105H168ZM183 104V105H184ZM191 104H193V105H191ZM209 104V105H210ZM216 104V105H215ZM208 105V104H207ZM208 105V106H209ZM237 105V104H236ZM252 105V106H251ZM181 106H182V104H181ZM191 106H193V107H191ZM212 106V105H211ZM237 106H239V105H237ZM237 106H234V108H236ZM243 107V106H242ZM183 108V107H182ZM185 108V109H186ZM233 108V109H234ZM244 108V110H245V107H243ZM128 109H131L130 107L128 108ZM247 109H249V108H247ZM39 111H41V112H43L44 110H42V109H38ZM194 110H195V108H194ZM193 110V113L195 114V111ZM224 110V109H223ZM249 110V111H250ZM46 111V110H45ZM50 111V110H49ZM48 111V112H49ZM192 111V110H191ZM209 111V112H210ZM227 111V110H226ZM225 111V112H226ZM246 111V110H245ZM249 111H248V113L247 114H249ZM250 111V114H252V112ZM47 112V113H48ZM53 112V111H52ZM225 112H222V113H220V114H218V115H224L225 114V116H226V113ZM242 112V111H241ZM264 112V111H263ZM46 112H43L42 114L44 115ZM46 113V114H47ZM188 113V112H187ZM216 113V114H215ZM224 113V114H223ZM243 113L244 112H242L241 114L243 115ZM255 113V112H254ZM45 114V115H46ZM189 114H190V112H189ZM192 114V113H191ZM190 114V115H191ZM238 115V114H237ZM42 116V115H41ZM182 116V115H181ZM186 116V115H185ZM192 116V115H191ZM197 115H195V118H197L196 117ZM211 118H213L212 117V115L210 114L209 115ZM221 116H219V119H221V122H222V120L223 119H225V120H223L224 121V123L226 122V121H228V120H230V118H228L227 116H231L230 114L228 115L227 114V116H226V118H220ZM241 116V115H240ZM249 117H250V119L252 120V116L251 115H248ZM184 117V116H183ZM187 117H189V116H187ZM193 118H194V116H192ZM217 117V116H216ZM222 117H224V116H222ZM245 117H246V115H245ZM244 117V115H243V117H240V118H242V120H243V118H245ZM252 117V118H251ZM257 117H260V116H257ZM178 118V117H177ZM179 118H181V117H179ZM194 118V119H195ZM218 118V117H217ZM217 118H215V119H217ZM227 118H228V120H227ZM254 118H256V115H255V117ZM253 118V119H254ZM183 119V118H182ZM182 119H179L178 120V122H177V120H175V121H173V122H175L174 124L176 125V123H181L182 122ZM246 119V118H245ZM245 119L243 120V121H245ZM249 119V118H248ZM248 119H246V122L247 123H249L248 122ZM257 119V118H256ZM5 120H7L8 122H6ZM184 120V119H183ZM190 120H192V119H190ZM212 120V119H211ZM214 120V119H213ZM218 120V119H217ZM231 120H233L232 118H231ZM260 120V119H259ZM263 121H264V119H262ZM262 120H260L259 122H261ZM38 122L37 123H41L40 121L41 120H37ZM169 121H172V119L171 120H169ZM194 121V120H193ZM216 121V120H215ZM219 121V120H218ZM256 121H258V119L256 120ZM263 121H262V123H263ZM232 122V121H231ZM230 122V123H231ZM235 122V121H234ZM254 122H255V120H254ZM253 122V120H252V124L254 123ZM259 122H256V123H259ZM172 122H170V124H171ZM190 123H192V122H190ZM194 123V122H193ZM192 123V124H193ZM218 123H220V121L218 122ZM217 123V124H218ZM236 123V122H235ZM234 123V124H235ZM238 123V122H237ZM236 123V124H237ZM240 123V122H239ZM256 123H254V124H256ZM262 123H260V125H262ZM168 124V123H167ZM197 124H198V119H197ZM215 124V126H217L216 125V122L214 123ZM222 124V123H221ZM234 124H232L231 123V125L230 124H228V125H230V126H232V125H234ZM253 124V125H254ZM37 125H40V124H37ZM132 125H136V128H137V134H138V136H137V138L139 139V140H141L142 141V143L143 144H146L145 146H149V145H153L154 147L156 146H163V145H165V146H171L173 143H174V141H173V139H172V137H173V135L171 134V133H173V131H175V130H173V127H174V125H173V123L171 124V125H167V127H166V129L165 128H163L162 126H159V127H157V128H155V129H148V128H146V126L144 127V126H140L139 124L137 125L136 123H132ZM165 125V124H164ZM193 125H195V124H193ZM225 125H227V124H224V127H226V128H228V130H229V127H228V125L227 126H225ZM243 125H244V127H245V125L246 124H244L243 123ZM248 125V124H247ZM198 126H200V125H198ZM235 126H239V124H237V125H235ZM241 127H242V125H240ZM239 126V127H240ZM251 126V125H250ZM255 126V125H254ZM259 126V125H258ZM218 127V126H217ZM220 127L222 128L223 127V124H222V126L220 125ZM219 127V128H220ZM223 127V128H224ZM234 127V126H233ZM232 127V128H233ZM248 127V126H247ZM176 128V127H175ZM196 128V127H195ZM201 127H199L198 128V130H199V132H202V130L200 129ZM219 128H217V130L219 129ZM220 128V129H221ZM225 128V129H226ZM238 128V127H237ZM252 128H254V127H252ZM261 128H262V126H261ZM234 129H236V127H234ZM242 129V128H241ZM240 129V130H241ZM248 129H249V127H248ZM251 129V128H250ZM250 129L249 130H247L248 132H251L250 131ZM263 129V128H262ZM197 130V131H198ZM227 130V129H226ZM227 130V131H228ZM231 130V129H230ZM245 130V129H244ZM181 131H183V128H182V130ZM180 131V132H181ZM221 131H222V129H221ZM227 131H225L226 133H227ZM232 132H235V131H237V130H231ZM231 131H229V132H231ZM238 131H239V129H238ZM246 131V132H247ZM253 131V130H252ZM257 131V130H256ZM224 132V131H223ZM224 132V133H225ZM242 132V131H241ZM184 133V132H183ZM198 133V132H197ZM204 133H205V131H204ZM238 133H240V132H237V134H236V132H235V134L236 135H234V136H232V137H235V138H233L232 140H234V139H236L235 141L238 143V144H240L242 147H244L245 146V143L246 142H249L250 143V135H251V133H250V135H241V136H239L238 135ZM198 134H200V133H198ZM206 134V133H205ZM204 134V136H202V139L204 138V142H205V144H207V142L209 143V141L211 140V137L208 139L207 137L208 136H206V135H208V134H206L205 135ZM231 134V133H230ZM254 134H255V132H254ZM253 134V135H254ZM257 134V133H256ZM264 134V133H263ZM183 135H186V134H183ZM252 135V136H253ZM168 136H170V137H168ZM258 136V135H257ZM257 136L255 137V139L257 138ZM259 136H260V134H259ZM184 137H186V136H184ZM102 138H103V136H102ZM174 138V137H173ZM253 138L254 137H252V140H253ZM259 138V137H258ZM262 138H263V140H264V137H263V135H262ZM262 138H261V140H260V142L258 141V139H257V142H259L260 144L262 143L261 141H263L262 140ZM175 139V138H174ZM187 139H189V137L187 136ZM213 140V139H212ZM27 141V142H26ZM214 142H216L215 140H213ZM234 141V143H236ZM211 142V141H210ZM213 142V143H214ZM254 142H255V140H254ZM264 142V141H263ZM251 143H253V142H251ZM210 144V143H209ZM237 144V145H238ZM252 145V144H251ZM255 145H256V143L254 144V145H252V146H254V148L255 149H258V152L256 153V151H255V154H259L261 151H262V149L259 147H257V145H256V147H255ZM247 146H248V143H247ZM252 146H250V147H252ZM261 146V145H260ZM205 147V146H204ZM240 147V146H239ZM241 147V148H242ZM206 148V147H205ZM241 148H240V150H241ZM247 147L245 146V150H248V149H246ZM225 149L227 150V148L225 147ZM243 149V150H244ZM184 150V149H183ZM207 150V159H206V157H205V159H206V162H207V166H205V167H207V168H205V170H207L206 171V173L208 172V180H207V178H206V180L208 181V183L207 184H205V182H204V184H200L198 187H199V189H200V193H198V198L196 199L197 201L195 202L196 203V205H195V209H196V211H198V212H200V220H201V222H202V224H204V227H205V229H206V231H210L211 232V237H213V246H214V249H213V251H211L210 249H209V247L208 246H206V245H204V244H200V245H197V244H194V245H186V243L184 242V243H182L181 245H180V247H181V251H180V255H179V258L176 260V263L175 264H192V262L195 260V259H200L201 261H202V263L201 264H214L215 262V257H218L217 258V260H220V262L221 263H231V262H233L232 260H236L237 259V256H240L242 253L244 254V253H248V252H254V251H256V252H258V253H260L259 251L261 250V251H263L264 252V194H263V190L262 191H260L261 190V188L259 189V187L258 186H260V184H256V187L253 185V186H247V185H243V182L245 181V179L244 178H246V176L243 174V177H242V175L241 176H237L238 177V179L236 180V179H234V180H236L237 182L239 181L241 184L240 185H238V186H236L235 184H233V182H234V180L232 181H230V179L229 178H232V176L233 175H229L228 177L229 178H226V180L225 179H221L222 180V183L224 182V180L227 182L226 184H229L230 182L232 183V185H220V184H218V182L216 183V184H214L215 182H216V180H215V182L213 183V181H212V177H213V174H211V172H210V170H211V168H213L212 166L214 165L213 163L215 162L214 161V158H215V152L214 153H212L211 152V147H210V149H209V145H208V148L206 149ZM243 150H241V151H243ZM250 150H253V149H250ZM22 151V152H23ZM184 151H186V150H184ZM249 152H252V151H249ZM263 152H264V149H263ZM263 152L261 153L262 154V156L264 155L263 154ZM5 153V152H4ZM66 153V152H65ZM184 153V152H183ZM186 153V152H185ZM243 153H244V151H243ZM246 153H247V151H246ZM3 154V153H2ZM62 154V153H61ZM251 153H249L248 155L246 154V157L248 156L249 157V155H250ZM260 154V155H261ZM5 155H7V154H5ZM171 155V154H170ZM175 155V154H174ZM183 155H185V154H183ZM231 155V154H230ZM230 155H229V157H230ZM253 155H254V152H253ZM64 156V155H63ZM234 156H235V154H234ZM234 156H233V159H234ZM258 156V155H257ZM257 156H255L256 157V159H257ZM27 157V156H26ZM175 157H177V156H175ZM227 157V156H226ZM226 157H225V159H226ZM228 157V158H229ZM251 157H252V155H251ZM261 157V156H260ZM259 157V158H260ZM73 158V157H72ZM232 158V157H231ZM231 158H229V159H231ZM235 158H236V156H235ZM258 158V159H259ZM70 159H71V157H70ZM74 159V158H73ZM179 159V158H178ZM254 159V158H253ZM257 159V160H258ZM261 159V158H260ZM173 160H175L174 158H173ZM249 160V159H248ZM250 160H252V158H250ZM63 161V160H62ZM177 161V160H176ZM182 161V160H181ZM259 161H261V160H259ZM263 161V163H264V160H262ZM47 162V161H46ZM45 162V165H43L44 167H47L46 166V163ZM179 161H177L176 162V165H178L177 163H178ZM248 162V164H250L249 163V161H247ZM251 163L253 162V160L252 161H250ZM71 163V162H70ZM261 162H258V164H260ZM44 164V163H43ZM171 164H172V162H171ZM180 164H182L185 168H187L188 169V165L186 164V163H181L180 162ZM253 164V163H252ZM26 165V164H25ZM67 165V164H66ZM66 165H63L64 167L66 166ZM175 165V164H174ZM251 165V164H250ZM262 165V164H261ZM70 166V165H69ZM247 166H249V165H247ZM25 167V166H24ZM23 167V168H24ZM29 167V166H28ZM28 167H27V169H28ZM50 167H51V165H50ZM64 167H62L61 166V168H64ZM71 168H65L66 170H68V172L67 173H65V175L67 174H69L70 176H73V178L75 179V181H76V183L77 184H75V185H77V189H75V191L73 192V196H72V198H73V204L71 203V201H69L70 202V204H72L73 206L71 207V205H70V208H68L67 209V211L65 212V213H63V214H61V215H58V217H57V215L55 216V215H51V216H53V217H46L45 215V217L44 218H42V217H35L34 218V220H32L33 218H29L30 220H32V221H30V220H28V218H26V217H24V218H26V220H25V222L24 221H19L20 219V217H22V216H18L19 218L17 219L16 217H15V215L13 214V217H11L12 215V213L14 212L13 210V212L11 211V214H9V219H6V218H4V217H1L0 216V245H2V244H7V241L9 242V241H14L15 239L13 238V237H17V234H19V233H30V234H28V235H26V236H28V237H30V239H31V241L33 242V241H35V242H33V244H36V243H38V241H44V240H42V238H43V235H42V231L43 230H41V227L40 226H42L41 225V223L42 222H44L43 220H45V221H49V223H51V222H54V219H56L57 220V224L58 225H56V226H58V227H54V228H52V225H53V223L49 226L50 227V229L51 230H56V233L58 234V237H59V240H58V246H59V250L62 252L63 251V255H64V257L66 258V259H63V260H65V262L63 261L62 262V259L60 258V260L58 261L59 263L58 264H107L105 261H104V259H101V254L103 253V256H106V252L105 251H109V253H112V255L114 254V255H116L117 253H115L113 250H111V249H115V247H116V245L118 244V245H120V243L123 245H125V252L123 251V253L120 251V255L119 254H117L118 256V259L117 260H115L117 263L116 264H145L143 261V259L144 258H147L148 257V259H149V257L151 256V254H150V252H149V250L146 248V246H149V245H141V244H143V243H145L146 241H145V237L144 236H142L141 234H142V230L144 229V228H147L146 227V221H144V220H141L140 218H141V216H139V214H138V212H133V210L132 209H134L132 206H137L134 202H132L130 199V203H128V201H127V193H126V191L122 188V186H120V185H118V184H116L115 182V179H113L115 176L113 175V173L112 172H110V171H107V170H101V169H95L96 171H94V172H96V174L95 173H93V170H92V172H91V169H86L84 166H81V167H79V166H77L78 168H76L75 167V165H72V166H70ZM228 167V166H227ZM253 166L251 165V167L250 168H252ZM42 169L41 170H43L44 168L43 167H41ZM60 168V167H59ZM58 168V169H59ZM90 168V167H89ZM92 168V167H91ZM246 168V167H245ZM248 168V167H247ZM46 169V168H45ZM57 169V168H56ZM65 169H63L64 171H65ZM190 169V168H189ZM26 170V169H25ZM29 170V169H28ZM27 170V172H29ZM62 170V171H63ZM81 170V171H80ZM83 170V171H82ZM247 170V169H246ZM248 170H249V168H248ZM255 170V169H254ZM56 171V170H55ZM62 171H60V172H62ZM64 171H63V174L61 173L60 175L62 176V175H64ZM70 171V172H69ZM72 171V172H71ZM49 172H51V171H49ZM114 172V171H113ZM246 172V171H245ZM244 172V173H245ZM255 172V171H254ZM53 173V172H52ZM51 173V174H52ZM58 173V172H57ZM93 173V174H92ZM117 173V172H116ZM213 173H215L214 172V170H213ZM6 174V173H5ZM11 175H9V176H12L13 174L12 173H10ZM30 174H32V173H30ZM54 174H56V173H54ZM54 174H52L53 176H55ZM59 174V173H58ZM115 174V173H114ZM247 174H249V175H251L249 172L247 173ZM252 174H253V172H252ZM255 174V173H254ZM15 175V174H14ZM13 175V176H14ZM19 175V174H18ZM116 175H118L119 176V173L118 174H116ZM228 174H226L225 176H227ZM256 175V174H255ZM7 176H8V174H7ZM8 176V177H9ZM28 176H30V175H28ZM56 176H58V175H56ZM70 176H68L69 178L68 179H70ZM215 176H216V174H215ZM214 176V177H215ZM225 176H223L222 178H224ZM235 176V175H234ZM16 177V176H15ZM14 177V181L12 182L13 184H15L14 182H15V180L17 179V178H15ZM25 177V176H24ZM190 177V176H189ZM195 177V176H194ZM213 177V178H214ZM237 177H234V178H237ZM239 177H240V179L242 178L243 180V182L242 181H240L239 180ZM250 177V176H249ZM252 178L254 177V175L253 176H251ZM11 178V177H10ZM10 178H7V180L9 179V181H10V184H11V181L13 180H10ZM13 178V177H12ZM29 178H31V177H29ZM56 178V181H57V177H54L53 178V182H54V179ZM62 178H63V176L61 177V179H59L60 180V183H62L61 182V180H62ZM72 177H71V179H73ZM116 178H117V176H116ZM119 178V177H118ZM215 178H217V177H215ZM256 178V177H255ZM20 179V178H19ZM28 179V178H27ZM48 179V178H47ZM46 179V180H47ZM64 179H67V178H65L64 177ZM120 179V178H119ZM246 179H248V178H246ZM25 180V179H24ZM49 180H50V178H49ZM48 180V181H49ZM121 180V179H120ZM195 179L191 176L190 177V179H189V181H191V184L189 183V184H187L188 185V187H186L187 189H182L183 191H184V196H183V198H182V196L181 197H179V194H176V200H179L178 202L180 203V205L184 208H186V209H188L189 208V205H190V193H191V191H192V189H193V186H195L196 185V187H197V185H198V183H194L193 181H194ZM220 180V181H221ZM252 180V179H251ZM256 180H259V179H256ZM264 180V179H263ZM8 181V182H9ZM18 181V180H17ZM23 181V180H22ZM22 181H20V182H22ZM119 181V180H118ZM218 181V180H217ZM230 181V182H229ZM234 182V183H237V182ZM247 181V180H246ZM250 181V180H249ZM253 181H255L254 179H253ZM259 181H261V180H259ZM259 181H257V182H259ZM20 182L18 183V184H20ZM26 182V181H25ZM47 182V181H46ZM52 181L50 180L49 181V183H51ZM72 182V181H71ZM70 182V183H71ZM192 182H193V184L194 185H192ZM24 182H22V184H23ZM64 183H65V181H64ZM225 183V182H224ZM245 183V182H244ZM248 183V182H247ZM250 183V182H249ZM251 183H252V181H251ZM260 183V182H259ZM262 183V182H261ZM12 184V185H13ZM17 184V182H16V184H15V186H17L18 185ZM35 184V183H34ZM53 184H55V182L53 183ZM67 184H69V182L67 183ZM72 184H73V182H72ZM71 184V185H72ZM73 184V185H74ZM120 184V183H119ZM21 185V184H20ZM20 185L18 186V188L20 187ZM49 185V184H48ZM63 185V184H62ZM25 186H26V184H25ZM34 186V185H33ZM53 186H55V185H53ZM56 186H58L57 185V182H56ZM69 186H70V184H69ZM177 186V185H176ZM175 186V187H176ZM22 187V186H21ZM20 187V188H21ZM51 187V186H50ZM63 187H65V184H64V186ZM73 187V186H72ZM71 186L69 187V188H72ZM75 187V186H74ZM263 187V186H262ZM14 188H16V187H14ZM25 188V187H24ZM66 188H67V186H66ZM66 188H63V189H65V192H67L68 193V189L66 190ZM239 189V191H241L240 193H237V192H239V191H235V189ZM13 189V188H12ZM22 189H23V187H22ZM21 189V190H22ZM34 189V188H33ZM61 189V188H60ZM63 189H61V190H63ZM263 189V188H262ZM3 190V189H2ZM13 190H15V189H13ZM26 190V189H25ZM31 190V189H30ZM232 190H234L233 192H232ZM8 191V190H7ZM64 191V190H63ZM63 191H60L59 190V193L60 192H63ZM69 191H71L72 192V190H70L69 189ZM28 192V191H27ZM30 192V191H29ZM65 192H63L62 194L64 195V193ZM250 192H252L253 193V195L252 196H250L249 194H250ZM4 193H5V191H4ZM67 193H65V194H67ZM70 193V192H69ZM69 193H68V196H69ZM178 193V192H177ZM180 193V192H179ZM1 194V193H0ZM6 194H8L7 192H6ZM31 194V193H30ZM36 194H37V192H36ZM3 195H5V194H3ZM65 196V195H64ZM64 196H62V198L64 197ZM67 196V195H66ZM4 197H6V196H4ZM61 198V197H60ZM71 198V199H72ZM129 198V197H128ZM62 200V199H61ZM68 200V199H67ZM69 200H70V196H69ZM60 202H62V203H66V202H68V201H66V199H65V202H63V201H60ZM67 204V203H66ZM69 204V203H68ZM29 205V204H28ZM54 206H55V204H53ZM62 205V204H61ZM64 205V204H63ZM62 205V206H63ZM152 205V204H151ZM30 206V205H29ZM65 206V205H64ZM154 205H152V207H153ZM179 206V205H178ZM1 207V206H0ZM28 207V206H27ZM31 207V206H30ZM141 207V206H140ZM149 207H151L150 205L148 206V209L149 210H151L152 212L154 211V209L152 210V209H150ZM11 205H5L4 204V206L2 207V210L3 211H5L4 212V215H5V213L6 212H8V211H10L11 210ZM171 209V211H173V209H174V207H170ZM33 209V208H32ZM35 209V208H34ZM61 209V208H60ZM146 209V208H145ZM177 209H179V208H177ZM176 209V210H177ZM135 210V209H134ZM141 210V209H140ZM148 210V211H149ZM176 210H174V211H176ZM50 211V210H49ZM55 211V210H54ZM151 211H150V214H151ZM180 210H178V212H179ZM61 212V211H60ZM155 212V211H154ZM9 213V212H8ZM16 213V212H15ZM33 213V212H32ZM55 213H57V212H55ZM55 213H53V214H55ZM174 213V212H173ZM177 213V212H176ZM179 213H181V212H179ZM7 214V213H6ZM28 214V213H27ZM51 214V213H50ZM148 212L146 213V215H150ZM172 214V213H171ZM11 215V216H10ZM145 215V216H146ZM155 215H157L156 214V212H155ZM6 216H8V214L6 215ZM171 216V215H170ZM15 217V219H13ZM148 217V216H147ZM147 217H145L146 219H147ZM159 216H157V219L159 220V218H158ZM173 217V215L171 216V218ZM23 218V217H22ZM143 218V217H142ZM174 218H177L176 217V215H175V217H173L172 219H174ZM155 219H156V216H155ZM156 219V220H157ZM24 220V219H23ZM55 220V221H56ZM151 220V219H150ZM177 221V220H176ZM23 223H24V225H25V227L23 226ZM148 223V222H147ZM32 225V226H30V228H29V230L31 229H33V231H34V233H33V235L31 234V232L30 231H28V229L26 228V227H29V225ZM45 224H46V222H45ZM56 224V223H55ZM43 225H44V223H43ZM193 226H194V224L193 223H191V222H188V223H185V225H184V227H183V229L182 230H179L178 229V231H179V233L181 232V234H184L185 236L187 235H189L188 233H189V231L193 228ZM26 228V230H24V228ZM152 227V226H151ZM151 229V228H150ZM177 229V228H176ZM175 229V230H176ZM44 232V231H43ZM198 232V231H197ZM178 233V232H177ZM55 234V233H54ZM143 234H144V232H143ZM174 234H175V232H174ZM199 234V233H198ZM23 234H21V236H22ZM24 236V235H23ZM22 236V237H23ZM55 236V235H54ZM25 237V236H24ZM27 237V238H28ZM58 237H55V238H57L58 239ZM176 236H174V239H176L175 238ZM26 238V237H25ZM29 239V238H28ZM147 240H148V238H146ZM23 240H25V239H23ZM19 241H20V238H19ZM150 241V240H149ZM29 242H30V240H29ZM45 242H46V239H45ZM44 242V243H45ZM148 242V241H147ZM146 242V243H147ZM24 243V242H23ZM43 243V242H42ZM48 243H49V241H48ZM51 243V242H50ZM49 243V244H50ZM117 243V244H116ZM10 244V243H9ZM8 244V245H9ZM25 244V243H24ZM30 244V243H29ZM32 244V243H31ZM32 244V246H35V245H33ZM40 243H38L37 244V246L39 245ZM52 244V243H51ZM48 245V244H47ZM54 245V244H53ZM53 245H51V246H53ZM49 246V245H48ZM54 247V246H53ZM120 248L122 247L121 245L119 246ZM165 247V246H164ZM119 248V249H120ZM146 248V249H145ZM149 248V247H148ZM166 250H167V253H166V250H164L165 251V253L167 254L166 256H165V254L164 255H161V256H163V260H165L166 261V258H170L171 257V255L172 254H174V253H172L173 251H175V250H171L170 248H169V246L168 245H166ZM57 249V250H58ZM150 249V248H149ZM29 250V249H28ZM121 250V249H120ZM116 251V250H115ZM117 251H118V249H117ZM32 253V252H31ZM33 254V253H32ZM31 254V255H32ZM149 254H150V256H149ZM257 254V253H256ZM30 255V256H31ZM215 255H218V256H215ZM259 256H260V254H258ZM29 256V255H28ZM33 256V255H32ZM35 256V255H34ZM215 256V257H214ZM263 256V255H262ZM261 256V257H262ZM29 258H32V257H29ZM35 258V257H34ZM59 258V257H58ZM58 258H56V260H58ZM154 258H155V256H154ZM36 259V258H35ZM35 259H33L32 258V260H33V262L34 263H37L36 262V260ZM31 260V259H30ZM150 259L149 260H147L146 261V263H150ZM57 262V261H56ZM157 262V261H156ZM155 262V263H156ZM152 263V262H151ZM154 263V264H155Z\"/></svg>", "mask_w": 264, "mask_h": 264}]
</instances>
